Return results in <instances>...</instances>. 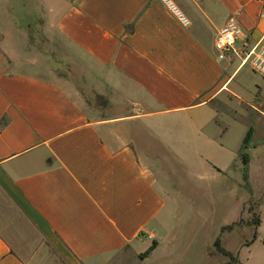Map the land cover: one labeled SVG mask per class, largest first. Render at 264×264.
<instances>
[{
    "label": "crops",
    "instance_id": "0c3cea01",
    "mask_svg": "<svg viewBox=\"0 0 264 264\" xmlns=\"http://www.w3.org/2000/svg\"><path fill=\"white\" fill-rule=\"evenodd\" d=\"M168 1L0 0V264H142L153 241L146 258L176 232L182 205L211 202L214 180L238 169L248 190L239 154L250 130L245 152L264 149L253 136L264 127V77L242 54L219 60L213 44L231 16L238 51L262 44L264 0ZM32 33L67 78L5 68ZM246 66L258 83L250 97ZM165 156L185 165L189 198ZM257 194L253 224L240 222L243 203L239 223L220 229L251 230L239 264L264 249V184Z\"/></svg>",
    "mask_w": 264,
    "mask_h": 264
},
{
    "label": "rangeland",
    "instance_id": "374dc122",
    "mask_svg": "<svg viewBox=\"0 0 264 264\" xmlns=\"http://www.w3.org/2000/svg\"><path fill=\"white\" fill-rule=\"evenodd\" d=\"M38 38L39 36L37 34L32 33L30 43L28 42L24 47L20 46L17 48V62L13 63L7 58L4 59L5 63L9 64L8 66L4 64L5 68L9 67L12 70L21 72H32L57 80L67 78L68 72H71L67 69L68 66H63L59 63L58 58L54 55L55 53L50 49L51 47L43 44L38 46ZM34 59L41 64V67L43 66L42 69L30 63V60ZM248 68L246 66L243 69L241 76V89L244 97H250V91L255 90L258 84L256 82L257 77L247 72L249 71ZM262 87V95L264 96V86ZM89 97L90 102L96 104L90 106L96 108L100 106L107 107V105H97L104 103L103 98L99 96H95V98L93 96ZM247 108L245 105V109ZM260 108L264 110V107ZM168 121L171 122V120ZM247 124L248 121L245 119L243 120L242 127L234 126L231 127V130L229 129L227 143L229 146H234L238 143L242 131H245L248 126ZM253 130H255L254 126ZM253 136L257 143L264 140V127H260L258 131H255ZM255 148L253 149L251 147L248 151V155L250 156L249 182L253 190L251 187L250 190H243L240 186L241 175L238 169L232 174L228 173V179L227 175H223L221 178L219 177L214 180L211 183L214 188L212 191L213 195H210L211 202L203 197V195H200L195 197L192 206L185 208L182 205L181 209L183 214L180 215V224L176 232L165 236L162 239L161 246L148 258L143 259L141 261L142 264H239L235 253L238 251L240 242L249 238L251 230L248 229L244 233L236 229L231 231L229 227L221 234L220 229L223 226L235 222L239 218L243 203V213L240 222L247 225L254 223L256 217L255 210L257 208L256 201L261 197L257 193L264 184V149L260 148V145H256ZM163 160L165 162V171L168 170L171 172L172 169H175L177 172L174 175L170 173L169 178L185 184L181 188V192L189 198V192L192 193L193 189L186 185L187 174L184 173L185 165L177 161L174 162L167 156ZM196 176H204V173L200 175L196 174ZM230 177L234 181H231ZM167 207L163 212L165 215L167 214ZM261 212L264 216V207L261 208ZM203 218L206 219V223L202 224ZM238 223L239 220L235 222V224ZM227 233L229 234L226 235ZM217 237H219L221 246L231 253L230 257H225L214 250L213 243ZM149 241L147 240V242ZM242 257L243 255L240 254L239 258ZM249 258L248 264H264V249L260 247V244H255L252 247Z\"/></svg>",
    "mask_w": 264,
    "mask_h": 264
},
{
    "label": "built area",
    "instance_id": "2783aa9c",
    "mask_svg": "<svg viewBox=\"0 0 264 264\" xmlns=\"http://www.w3.org/2000/svg\"><path fill=\"white\" fill-rule=\"evenodd\" d=\"M169 2L168 0H161ZM260 18H264V11L261 12ZM184 23H187L185 20ZM241 36V29L235 17L231 16L227 19L225 25L217 32L214 40L213 48L219 60H224L229 55L242 54L243 64H249L253 71L264 77V42L253 46L249 50L243 47L239 51L236 49V41ZM264 40V38H263ZM148 240L152 236H147Z\"/></svg>",
    "mask_w": 264,
    "mask_h": 264
},
{
    "label": "trees",
    "instance_id": "16d2710c",
    "mask_svg": "<svg viewBox=\"0 0 264 264\" xmlns=\"http://www.w3.org/2000/svg\"><path fill=\"white\" fill-rule=\"evenodd\" d=\"M251 135H252V132L251 130L247 133L244 141H243V146H242V149H241V152L239 154V159L243 165V181H244V185L247 187V189L249 190V185H248V162H249V158H248V154L245 152L246 149L248 148V145H249V141H250V138H251ZM226 228H223L222 231H221V234L224 232ZM157 246V242L156 241H153L151 243V246L145 250L143 253H141L139 255V257L141 259H144L146 258L151 252L152 250L155 249V247ZM213 247H214V250L225 256V257H230L231 256V253L226 251L222 246H221V243H220V240H219V237H217L215 240H214V243H213Z\"/></svg>",
    "mask_w": 264,
    "mask_h": 264
}]
</instances>
